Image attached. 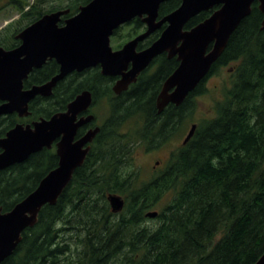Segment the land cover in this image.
<instances>
[{
    "label": "trees",
    "instance_id": "1",
    "mask_svg": "<svg viewBox=\"0 0 264 264\" xmlns=\"http://www.w3.org/2000/svg\"><path fill=\"white\" fill-rule=\"evenodd\" d=\"M89 1L48 4L50 0H33L24 4L19 0L20 18L0 31V45L6 49L17 46V32L45 13L68 8L64 17L72 16ZM180 3L163 2L159 17ZM211 12H200L185 28ZM262 19L255 0L206 77L180 105L170 103L160 113L155 96L161 79L178 65L175 57L155 58L152 63L157 70L152 75L142 73L120 95L111 90L110 77L90 68L58 82L51 96L35 97L29 103L28 121L64 110L83 89L92 91L95 100L102 93L107 114L91 150L57 202L41 208L37 223L22 232L21 241L1 264H254L264 252ZM164 26L142 46L155 40ZM144 29L141 18L136 17L119 26L111 42L119 47ZM227 65L232 66L230 80L223 97L215 102L213 114L200 119L190 139L143 180L133 161L134 150L139 146L147 151L159 148L181 134L193 120L196 96L204 91L206 79ZM57 68L54 60L46 62L29 74L24 85L48 80ZM17 121L9 116L2 127ZM56 164L55 150L43 148L22 163L0 170L2 210H10L30 193ZM108 194L122 197L121 211L111 210ZM158 205L157 215L147 217Z\"/></svg>",
    "mask_w": 264,
    "mask_h": 264
},
{
    "label": "water",
    "instance_id": "2",
    "mask_svg": "<svg viewBox=\"0 0 264 264\" xmlns=\"http://www.w3.org/2000/svg\"><path fill=\"white\" fill-rule=\"evenodd\" d=\"M165 1L90 0L62 25L58 23L68 9L43 14L16 35L19 45L11 49L0 46V100L3 101L0 115L12 112L29 115L28 104L34 97L50 96L56 83L69 73L94 66H99L103 75L120 76L112 87L115 94H120L162 53L168 58L175 57L178 65L162 83L156 99L157 112L170 103L180 105L206 77L232 32L250 14L255 0H181L177 8L159 17V7ZM256 1L264 27V0ZM208 10H212L208 17L185 28L191 18ZM136 17L141 18L146 29L121 48L112 49L113 32ZM162 25L165 26L159 36L148 47L137 51L138 43ZM47 59L56 61L58 73L43 84L23 89V80ZM91 102V92L82 90L68 102L64 111L28 124L18 123L0 138V170H3L43 148H51L60 137L56 144L58 165L10 210L3 211L0 207V264L13 253L22 232L37 223L41 208L57 202L75 169L83 164L99 127L89 128L77 141L73 139L77 128L94 117L88 114L77 120V115L88 110ZM195 128L196 123H192L183 144ZM107 199L113 212L122 210L124 200L120 195L108 194ZM157 213L150 210L146 216L154 218ZM254 264H264V252Z\"/></svg>",
    "mask_w": 264,
    "mask_h": 264
},
{
    "label": "rangeland",
    "instance_id": "3",
    "mask_svg": "<svg viewBox=\"0 0 264 264\" xmlns=\"http://www.w3.org/2000/svg\"><path fill=\"white\" fill-rule=\"evenodd\" d=\"M17 1L12 2V0H0V31L3 30L8 23L12 22L14 24V22L20 18V6H18L20 2ZM20 1L24 4H30L33 0ZM50 1L51 2L48 4H56L59 0ZM48 4H46V6H48ZM20 26L21 24L18 25L17 28H20ZM110 43L112 45L111 41ZM230 67L232 66H224L217 73L212 74L206 79L204 83V91L196 96V106L193 112V120L188 122L186 129L181 134L173 136L166 143L152 151L144 152V146H139L134 150L133 161L136 166L140 167V177H142L143 180L149 178V175L152 173L155 160H160L159 165L161 162H165L168 154L181 144L192 123H197L200 119L207 118L213 114V106L215 102L223 97V88L229 83L231 71ZM106 109L107 107L104 104H99V107L95 109V112L98 115V122H101L100 120L106 116ZM151 210H159V205ZM147 223L152 224L153 221L148 220Z\"/></svg>",
    "mask_w": 264,
    "mask_h": 264
},
{
    "label": "flooded vegetation",
    "instance_id": "4",
    "mask_svg": "<svg viewBox=\"0 0 264 264\" xmlns=\"http://www.w3.org/2000/svg\"><path fill=\"white\" fill-rule=\"evenodd\" d=\"M63 9H68V8H63ZM57 10H59V9H57ZM54 11V10H53ZM68 11H69V9H68ZM68 13V12H67ZM66 13V14H67ZM66 14H64V15H62V17H61V20L59 21V25H62L63 24V22H64V20L67 18V17H64ZM68 17H70V16H68ZM133 20V19H132ZM142 21V20H141ZM130 22V21H129ZM128 23V22H127ZM31 24V23H30ZM28 26V25H27ZM144 26H145V24H144ZM26 27V26H25ZM24 27V28H25ZM145 29H146V26H145ZM144 29V30H145ZM22 30V29H21ZM20 30V31H21ZM143 30V31H144ZM20 31H18L17 32V34L20 32ZM143 31H140V33L141 32H143ZM114 33V32H113ZM16 34V35H17ZM139 34V33H138ZM137 34V35H138ZM16 35H15V38H16ZM136 36V35H135ZM135 36H133V37H135ZM150 36V35H149ZM148 36V37H149ZM112 37H113V34H112V36H111V38H110V41H111V39H112ZM132 37V38H133ZM147 37V38H148ZM132 38H130V39H132ZM147 38H145L143 41H141V42H139L138 43V45H137V47H136V50L137 51H139V50H142V49H144V48H146V47H148L150 44H147V45H144V46H142V44H144L145 42V40H147ZM17 39V38H16ZM17 40H19V39H17ZM129 39H127L126 41H128ZM125 41V42H126ZM125 42H123V44L125 43ZM19 43H20V40H19ZM141 43V44H140ZM123 44H121L119 47H114V45L112 44L111 45V43H110V45L112 46V49H114V50H116V49H119V48H121L122 47V45ZM19 45V44H18ZM1 46V45H0ZM3 47V46H2ZM16 47V46H15ZM14 48V47H13ZM6 49V48H5ZM9 49H11V48H9ZM158 56H163L164 58H167L168 59V56H167V54L166 53H162V54H160V55H158ZM157 56V57H158ZM156 57V58H157ZM155 59V58H154ZM153 59V60H154ZM170 59V58H169ZM50 60H54V59H47L46 60V62H48V61H50ZM55 61V60H54ZM45 62V63H46ZM153 62V61H152ZM150 63V65L145 69V70H143L138 76H137V80H136V82L138 81V79H139V77H140V75L142 74V73H144V74H148V75H152L156 70H157V64L154 62V63ZM45 63L41 66V67H39V68H34V69H40V68H42L44 65H45ZM55 63H56V61H55ZM57 64V63H56ZM58 65V64H57ZM91 68H96L97 69V72L102 76V77H110L111 78V90L113 91V89H112V87H113V85H114V83L116 82V80H118L119 78H120V76H106V75H103L102 73H101V69H100V67L99 66H94V67H91ZM33 69V70H34ZM88 69H90V68H88ZM32 70V71H33ZM31 71V72H32ZM58 71H59V65H58V68H57V72L55 73V74H57L58 73ZM30 72V73H31ZM77 71H74V72H71V73H69L67 76H65L62 80H65V79H67V78H69L70 76H72L73 75V73H76ZM83 72V71H82ZM29 73V74H30ZM77 73H81V72H77ZM29 74H28V76L23 80V89H28V88H30L32 85H35V84H43V83H45L46 81H48V80H46V81H44V82H42V83H34V84H31V85H29V86H25L24 85V82H25V80H27L28 79V77H29ZM54 74V75H55ZM53 75V76H54ZM166 79V77L165 78H163V79H161V81H160V86H159V90H158V92H157V94H156V96H155V106H156V99H157V95H158V93H159V91H160V88H161V86H162V83H163V81ZM62 80H60V81H62ZM60 81H58V82H60ZM58 82L56 83V85L58 84ZM136 82H134V83H136ZM134 83H132V84H134ZM132 84H130L129 85V87L132 85ZM56 85L52 88V93H53V89L56 87ZM128 87V88H129ZM83 90H86V89H83ZM88 90V89H87ZM82 91V90H81ZM80 91V92H81ZM90 91V90H89ZM79 92V93H80ZM91 92V95H92V102H91V105L89 106V108H88V110H86V111H82V112H80L78 115H77V120L79 119V118H81L82 116H86V115H88V114H92L94 117H93V119L91 120V121H89V122H87V123H85V124H83V125H81V126H79L78 128H77V130H76V134H75V136H74V139H73V141H77L89 128H93V127H95V126H98L99 127V131H100V127H101V125H102V123H103V119L104 118H102V120H100L101 122H98V115H97V113L95 112V109L97 108V107H99V104H104V105H106V107H107V100H106V98L105 97H103L102 96V93L101 92H98V100H95L94 99V94H93V92L92 91H90ZM114 92V91H113ZM52 93L50 94V96L52 95ZM122 93V92H121ZM120 93V94H121ZM78 94V93H77ZM76 94V95H77ZM120 94H116V95H120ZM75 95V96H76ZM38 96H40V95H38ZM37 97V96H36ZM40 97H44V96H40ZM49 97V96H48ZM35 98V97H34ZM33 98V99H34ZM32 99V100H33ZM31 100V101H32ZM72 100V99H71ZM70 100V101H71ZM30 101V102H31ZM69 101V102H70ZM97 101V102H96ZM29 102V103H30ZM94 102H95V104H94ZM1 103H3V101L2 100H0V104ZM68 104V103H67ZM67 106V105H66ZM66 109V108H65ZM64 109V110H65ZM28 110H29V104H28ZM64 110H61V111H64ZM59 112V111H58ZM29 115H30V110H29ZM29 115H27V116H19L18 115V113L17 112H12V113H7V114H3V115H0V132H3L2 134L0 133V138L1 137H4L5 135H6V133H7V131L8 130H10L12 127H14L16 124H18V123H21V124H28V123H31L32 121H34V120H36V119H32V120H27V118H28V116ZM9 116H14V118L16 119V120H19V121H17V122H15L12 126H9L8 128H6L5 129V127H2L3 126V124H5V121H6V119L9 117ZM41 118V117H40ZM37 119H39V118H37ZM98 131V132H99ZM97 132V133H98ZM97 135V134H96ZM96 135H95V137H96ZM95 137L93 138V140L90 142V149H89V151L91 150V147H92V145H93V143H94V140H95ZM60 141V137H58V138H56V140L52 143V146H51V148H53L54 150H55V153H56V144H57V142H59ZM183 141V140H182ZM181 144H183L182 142H181ZM86 146V145H85ZM48 149H50V148H48ZM152 150H154V149H151L150 151H152ZM1 151V150H0ZM88 151V152H89ZM144 152H147V150H145L144 149ZM143 152V153H144ZM57 155V154H56ZM169 155V154H168ZM58 160H59V157L57 156V164H56V166L58 165ZM22 163V162H21ZM159 163H160V160H155L154 161V164H153V168H152V171H155V170H157L158 169V167L160 166L159 165ZM17 164V163H16ZM55 166V167H56ZM51 170V169H50Z\"/></svg>",
    "mask_w": 264,
    "mask_h": 264
}]
</instances>
